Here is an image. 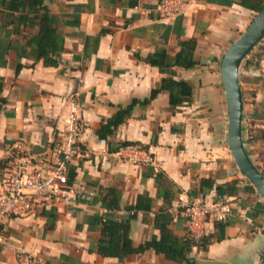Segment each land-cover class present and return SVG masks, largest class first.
I'll return each mask as SVG.
<instances>
[{"label": "crops", "instance_id": "crops-1", "mask_svg": "<svg viewBox=\"0 0 264 264\" xmlns=\"http://www.w3.org/2000/svg\"><path fill=\"white\" fill-rule=\"evenodd\" d=\"M157 2L42 0L50 33L40 38L45 10L28 0H0V179L13 169L15 156L44 168L59 159L70 100L77 102L82 122L80 150L65 162L74 196L68 204L41 201L2 217L0 264H185L149 248L122 258L98 255L96 218L132 215L128 237L137 247L158 237L154 219L163 210L169 218L165 226L182 240L186 220L176 198L191 195L201 178L213 182L204 196L223 198L231 212L220 221L218 240L203 249L191 246L185 256L192 264L261 260L264 200L238 171L227 147L218 72L220 55L256 12L239 0H192L175 17L161 19L154 12ZM181 41H190L191 67L160 71L147 61L160 49L172 58ZM255 57L244 59L238 69L241 137L264 176V74ZM163 76L188 83V99L172 107L168 91L161 90L141 102ZM132 99L138 102L123 121L97 137L99 124ZM124 142L149 148L152 163L122 160L115 150ZM109 189L117 193L113 207ZM215 221L208 218L204 235L216 236Z\"/></svg>", "mask_w": 264, "mask_h": 264}, {"label": "built area", "instance_id": "built-area-1", "mask_svg": "<svg viewBox=\"0 0 264 264\" xmlns=\"http://www.w3.org/2000/svg\"><path fill=\"white\" fill-rule=\"evenodd\" d=\"M192 0H158L154 12L161 19L175 17ZM260 74H264V54L256 59ZM65 127L58 144L59 159L48 167L33 166L30 158L15 156L13 169L0 179V219L18 210L26 211L33 203L58 201L68 204L74 192L67 185L65 162L80 150L78 136L82 122L78 114V104L70 100ZM115 154L122 160L133 164H151L153 161L149 148L140 144L119 145ZM176 207L186 220V233L192 240H198L205 233L206 221L213 217L224 221L231 212L229 203L219 196L211 199L204 195L179 193ZM3 237L0 235V242ZM29 263L34 257H27Z\"/></svg>", "mask_w": 264, "mask_h": 264}, {"label": "trees", "instance_id": "trees-1", "mask_svg": "<svg viewBox=\"0 0 264 264\" xmlns=\"http://www.w3.org/2000/svg\"><path fill=\"white\" fill-rule=\"evenodd\" d=\"M243 7L251 9L254 12L260 7L263 0H239ZM29 5L32 7H38L39 9L45 10L42 0H28ZM46 10L41 14L40 21L42 26L40 29V38H43L45 34L50 33V31L45 27L47 16L45 15ZM264 35L261 40L250 50L247 54L249 56H256L257 59L260 55L264 54ZM190 41L179 42V50L170 58L164 49L157 50L153 55L147 58V61L158 67L160 71L164 68L177 65L182 67H191L194 64L192 59V48L189 47ZM255 51V52H254ZM254 54V55H252ZM255 59V64H256ZM168 91V104L172 107L174 105L181 103L188 99L190 95V85L183 80H174L169 76H163L159 79L156 86H154L149 93V96L141 102H146L149 99L155 97V95L161 91ZM138 102L136 99H132L126 106L117 107L115 113L107 118L104 122L99 124L98 129L95 131L96 136L99 138H104L106 135L110 134L112 129L123 121V118L130 113L133 105ZM129 142H124L127 144ZM72 167L68 168L69 178L73 175ZM69 181V179H68ZM67 181V183H68ZM213 182L209 179L201 178L197 190H193L190 194H203L204 188L212 187ZM221 186L215 185L214 188L220 189ZM108 192L111 195L109 200L110 205L113 207L117 205V193L112 189ZM129 215L127 219L117 220L113 218H101L97 217L96 222L99 224V236L96 240V253L102 257L112 256L116 258H122L128 254L139 253L146 249H152L156 253L162 254L167 259H181L185 264H192V262L185 256L187 251L191 246H198L200 248H205L207 244L214 240H218L222 236L223 224L220 221H215L213 223L214 228H216V236L213 237L212 234H207L201 236L198 240H192L188 236L180 240L176 236L170 233V231L165 226L169 220L168 216L160 210L158 214L155 215L154 225L158 228V237H151L149 240L139 244L137 247L131 245L130 239L128 237V226Z\"/></svg>", "mask_w": 264, "mask_h": 264}, {"label": "water", "instance_id": "water-1", "mask_svg": "<svg viewBox=\"0 0 264 264\" xmlns=\"http://www.w3.org/2000/svg\"><path fill=\"white\" fill-rule=\"evenodd\" d=\"M264 35V0L245 29L222 52L218 61L219 80L226 109V144L238 171L264 200V176L246 153L241 137L242 98L238 83V69L250 50ZM261 260L264 264V243Z\"/></svg>", "mask_w": 264, "mask_h": 264}, {"label": "rangeland", "instance_id": "rangeland-1", "mask_svg": "<svg viewBox=\"0 0 264 264\" xmlns=\"http://www.w3.org/2000/svg\"><path fill=\"white\" fill-rule=\"evenodd\" d=\"M246 58H247V56L244 59H246Z\"/></svg>", "mask_w": 264, "mask_h": 264}]
</instances>
